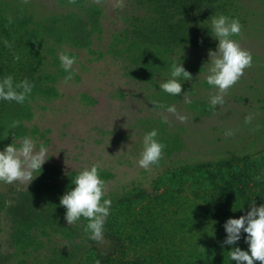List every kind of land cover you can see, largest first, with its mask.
Instances as JSON below:
<instances>
[{
	"label": "trees",
	"instance_id": "16d2710c",
	"mask_svg": "<svg viewBox=\"0 0 264 264\" xmlns=\"http://www.w3.org/2000/svg\"><path fill=\"white\" fill-rule=\"evenodd\" d=\"M44 2L40 0L35 5L31 0H0V77L12 75L16 81L27 78L34 86L23 105L0 102V148L12 137L6 135L9 131L7 125L12 120L21 122L15 130L17 135L28 133L26 123L34 118L36 102L43 100L44 96L50 99L61 92L57 88L58 82L67 73L55 76L51 82L38 75L40 53L47 41L69 47L61 52L75 57L78 56L77 50H87L90 57L99 61L105 57L122 61V81L133 88L132 104L150 98L145 84H151L155 87L152 96L156 97L157 103L169 106L171 99L181 104L183 94L170 96L159 89V80L167 78L171 63L167 56L179 48L196 49L208 44L211 41L208 19L212 15L224 14L233 18L232 0H136L138 10L127 17L124 34H116L108 50H103L96 41L102 40L104 27L97 22L99 15L93 8L73 6L70 10L74 14L69 10L63 13L70 21L60 24L57 17L49 16L50 8L42 11L39 7ZM142 8L144 12H140ZM84 12L91 20L89 30ZM5 40L10 47L4 44ZM15 55L20 56L18 61L14 59ZM157 73L165 77L157 80ZM257 86L253 92L264 95V78ZM121 87L120 96L125 94ZM179 129L185 128L180 126ZM177 139L180 140L179 135ZM172 142L175 145L178 141L163 143L164 151L173 147ZM54 177L50 169L43 170L28 188L19 185V190L22 189L19 202H16L19 220L12 218V228L19 238L15 247L28 251L27 257L33 254L31 264H235L227 256L232 246L222 244L226 238L223 225L229 217L243 215L239 208L244 206L247 210L250 201L255 200L258 205L264 203V152L254 157L248 155L185 165L169 173L168 179L161 180L153 195L143 189L136 191L137 188L136 192L125 193L119 200L115 197L102 238L114 240L115 249L103 254L98 252L100 241L92 240L85 232L84 221L66 225L65 209L59 206V201L71 185H60ZM106 177L109 179L112 174ZM42 178L50 183L43 185ZM38 188L42 191L39 192ZM7 201H4L6 207ZM4 209L0 204V236L7 230L13 232L12 223L4 218L7 215ZM38 232H45V236L41 237ZM69 232L73 233L69 239L85 236L84 244L88 242L91 247L85 251L83 247L75 248L66 253L57 251L55 246V251L51 252L50 244L55 235ZM1 242L0 264H14V256L4 257ZM239 246L247 248L243 239ZM26 259L20 264H28Z\"/></svg>",
	"mask_w": 264,
	"mask_h": 264
},
{
	"label": "rangeland",
	"instance_id": "374dc122",
	"mask_svg": "<svg viewBox=\"0 0 264 264\" xmlns=\"http://www.w3.org/2000/svg\"><path fill=\"white\" fill-rule=\"evenodd\" d=\"M38 1L31 0L35 5ZM76 5L93 8L99 15L96 20L103 25L104 34L96 44L100 43V49L103 50H108L116 34H124L128 26L127 17L138 10L136 0H45L43 6H37L42 11L50 8L48 11L52 15L49 16L57 17L60 24H64L70 18H66L67 15L63 13L71 11V7ZM231 7L233 18H238L242 26L241 33L234 39L252 54L253 59L251 66L228 89L222 106L218 105L215 109L208 107L209 98L216 94V90L206 80L209 49L215 50L218 43L212 36L206 45L196 49L179 48L167 56L170 60L174 54L184 50L181 59L193 77L183 84L186 93H182L181 104L173 99L169 101V105L175 107V112H169L167 105L157 103L156 97L152 96L156 92L155 87L151 84H145L149 101H136L132 104L130 95L133 88L131 84L122 81V61H114L110 57L99 61L90 57L87 50H77L72 79L67 82L66 76L60 79L57 88L61 92L58 96L54 95L50 99L44 96L37 104L34 102V118L26 123L27 132L36 136L40 143L49 146L52 153L43 165V170L50 169L60 185H71V178L79 170L95 163L105 181L107 196L113 202L115 197L119 200L123 194L134 192L137 188L136 191L143 189L153 195L155 186L161 180L168 179L169 173L185 165L214 163L248 155L254 157L264 152V95L262 92L257 95L253 92V88L258 87L257 84L264 78V0H232ZM72 10L79 12L74 8ZM139 10L144 12L143 8ZM83 17L88 21L89 30L91 20L86 12ZM63 48L69 50L67 46H57L54 41H47L42 48L38 75L45 76L48 82L65 73L59 61ZM156 77L158 80L165 76L157 73ZM120 87L125 92L122 96L119 94ZM201 100L207 101L206 104ZM246 117H251L247 123ZM180 126L186 130L179 129ZM153 128L158 130V139L162 143L167 145L171 140L178 142L175 145L172 142L173 147L168 150L163 149L159 163L146 170L139 167L137 162L142 150L143 135ZM226 130H231L232 135L226 136ZM12 139L9 137L6 144L11 143ZM4 146L1 145V148ZM109 173L112 177L107 179ZM41 181L43 185L50 183L48 179L42 178ZM19 185L24 184L0 183V204L4 205V213L7 214L4 218L10 220L13 231L8 233L7 230L1 234V247L4 249V257L14 256V264H20L26 258L27 263L31 264L33 254L27 257L25 254L28 251L15 247L19 238L13 230L12 218L19 220V206L16 203L19 202V191L22 190H19ZM38 191L42 189L38 188ZM6 200L9 202L8 208L4 202ZM84 223L86 221L82 225ZM38 233L41 237L45 236V232ZM72 234L55 235L54 242L50 244L51 252L55 251V246L57 251L66 253L75 248L83 247L85 251L91 247L88 242L84 244L85 236L69 239ZM99 241L98 252L108 254L115 249L114 240L109 238Z\"/></svg>",
	"mask_w": 264,
	"mask_h": 264
},
{
	"label": "clouds",
	"instance_id": "9594fccd",
	"mask_svg": "<svg viewBox=\"0 0 264 264\" xmlns=\"http://www.w3.org/2000/svg\"><path fill=\"white\" fill-rule=\"evenodd\" d=\"M211 36L218 41L216 49H209V59L206 62L207 84L216 90L212 95L210 105L215 109L225 103L224 96L244 74L246 68L252 64V54L243 49L234 37H238L242 26L238 18L227 15H212L209 19ZM6 46H11L7 40ZM184 50L171 57L167 78L160 81L159 89L170 96H179L183 91L184 82L193 79L192 74L184 67L181 57ZM15 60L20 56L15 55ZM60 65L68 75L65 82L73 76V65L76 57L61 52ZM182 61V62H181ZM33 84L27 79L16 81L12 75L0 77V102H15L23 105L33 92ZM163 107L162 105H156ZM167 111L175 112L174 106H167ZM183 119V117H181ZM251 117H246L247 123ZM19 120H12L8 125V133L12 135V142L0 148V183L14 184L19 182L27 186L43 171V165L52 154L49 146L40 143L31 133L17 135L15 130L20 126ZM158 130L153 128L143 135L142 150L138 159V166L149 169L158 164L163 155L165 145L158 139ZM231 136V130L225 131ZM260 177H257L259 180ZM71 187L60 197L59 206L65 209L64 221L66 225H77L86 221L85 232L92 240H101L104 235L106 218L110 214L112 200L108 198L105 181L101 178L97 164L84 167L71 178ZM239 210L244 214L239 218L229 217L223 227L226 238L222 244L232 246L227 251L229 261L235 264H264V203L259 205L255 200L249 202V208L241 206ZM243 239L246 249L239 246Z\"/></svg>",
	"mask_w": 264,
	"mask_h": 264
}]
</instances>
